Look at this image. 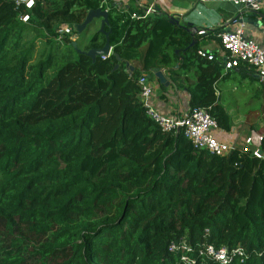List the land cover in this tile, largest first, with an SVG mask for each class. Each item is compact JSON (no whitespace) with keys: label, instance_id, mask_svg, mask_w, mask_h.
Wrapping results in <instances>:
<instances>
[{"label":"trees","instance_id":"obj_1","mask_svg":"<svg viewBox=\"0 0 264 264\" xmlns=\"http://www.w3.org/2000/svg\"><path fill=\"white\" fill-rule=\"evenodd\" d=\"M96 8L107 10L112 52L93 61L85 52L105 43L100 19L70 36ZM132 13L142 10L111 0H0V264H180L168 251L180 239L240 245L247 257L230 264H264V159L197 150L139 98L140 75L180 61L194 79L190 108L229 131L199 68L218 64L168 18ZM62 24L72 32L59 39Z\"/></svg>","mask_w":264,"mask_h":264},{"label":"crops","instance_id":"obj_2","mask_svg":"<svg viewBox=\"0 0 264 264\" xmlns=\"http://www.w3.org/2000/svg\"><path fill=\"white\" fill-rule=\"evenodd\" d=\"M111 2L117 10L138 8L143 12L145 8L152 6L154 11L150 15L168 18L188 35L191 41L188 47L196 44L197 50L202 49L214 56L213 60L218 64V70L214 68L212 63L199 64V68L212 75L211 85L214 102L221 104L232 120V127L229 131L220 128L214 131V136L218 140L233 144L237 149L241 150L245 147V138L252 137L255 140L257 135H261L259 128L255 130V127L252 128L251 125L246 123V119L250 117L257 118L258 112H252L253 115L239 114L236 116V107H231L230 105L233 103L237 105L243 96L254 97L258 93V96L264 97V83L258 79L253 70L248 69L245 65L233 70H225L223 66L224 56L217 36L218 33L231 28L229 23L231 19L236 17L241 18V20L248 18L249 12L245 11L243 6L234 4L233 0H111ZM258 11L264 16V0H261ZM99 19L101 20V18ZM258 21L261 22L258 27L242 21L243 30L245 36L264 47V18H258ZM199 30H205L206 34L198 35L197 32ZM77 36L78 34L76 33L73 41ZM110 51H112V47ZM175 52L179 53V50H175ZM180 63L178 61L169 70L157 67L161 69L163 76L168 82L167 86L160 84L159 80L154 76L153 71L156 68L151 74L156 82V87L152 85L153 93L149 100L150 106L165 116H177L190 109L188 87L193 83L194 79L191 77L192 74H185L182 69L178 70ZM126 64L131 66V71H133L134 63L125 62V70L129 71V67ZM138 68H141L139 64ZM214 74H216V77ZM147 77L148 79L150 78L149 76ZM260 83L263 91L258 88ZM260 105H262V102ZM239 124V127L246 125L254 129L255 135H242L239 132Z\"/></svg>","mask_w":264,"mask_h":264},{"label":"built area","instance_id":"obj_3","mask_svg":"<svg viewBox=\"0 0 264 264\" xmlns=\"http://www.w3.org/2000/svg\"><path fill=\"white\" fill-rule=\"evenodd\" d=\"M14 1L17 5L23 3L27 8L33 5V0ZM260 2L261 0H233L234 4L241 5L243 8L247 7L252 11L259 10ZM153 11V7L149 6L139 15L132 13L131 18H145ZM21 20L27 21L28 15H22ZM229 23L231 25L230 29L217 34L224 56V69L233 70L240 65H245L248 69L254 71L260 81H264V47L245 36L241 18H233ZM56 32L57 38L60 39L64 35H69L72 31L68 25L62 24ZM197 34L205 35L206 31L199 30ZM70 38L73 40L74 35H71ZM110 54L111 51L106 55H101V58L105 59ZM196 54L207 60L214 59L211 53L202 49H198ZM137 84L139 85V98L146 114L163 132H178L181 130L183 136L191 143L193 148L205 150L216 156H223L237 149L235 145L220 141L214 136V131L218 129L217 123L206 108L193 107L177 116H165L150 106L149 100L153 88L148 81V77L140 75ZM262 138V135H257L255 140L252 137H247L244 139L245 147L238 150L249 153L253 157L264 159V151L261 149ZM168 251L179 252L180 264H230L234 260L242 262L247 257L245 250L240 245L216 247L212 243L205 242L198 246V244H190L185 239L171 241Z\"/></svg>","mask_w":264,"mask_h":264},{"label":"water","instance_id":"obj_4","mask_svg":"<svg viewBox=\"0 0 264 264\" xmlns=\"http://www.w3.org/2000/svg\"><path fill=\"white\" fill-rule=\"evenodd\" d=\"M244 10L249 12V15H248V18H243L242 21L248 22L249 24H253L254 26L258 27L261 23L258 21V18L262 19L264 18V16L261 15L259 11H252L247 7H244ZM107 16H108L107 10H104L102 8L91 9L87 11L84 20L80 24L75 25L74 27V30L76 31V33L79 34L86 27V25L92 21V19L101 18L99 31L105 34V37H106L105 43L101 48H91L85 52V54L88 55L93 61L96 59L97 56L108 54L111 49V46L109 44V37H108V34L110 31H107V32L104 31V26L108 23ZM113 55L116 57L118 61L120 60V57L117 54L113 53ZM126 65L129 67L128 73L130 74L132 67L129 66L128 64ZM116 67L117 65H115V68ZM153 74L159 80L160 84H164L165 86L168 85V82L163 76L161 69L156 68L153 71Z\"/></svg>","mask_w":264,"mask_h":264},{"label":"rangeland","instance_id":"obj_5","mask_svg":"<svg viewBox=\"0 0 264 264\" xmlns=\"http://www.w3.org/2000/svg\"><path fill=\"white\" fill-rule=\"evenodd\" d=\"M149 77L150 78L148 79V81L150 84L152 83L151 86L153 85L156 87V82L154 80V77L152 75H149ZM238 92H240V90H238ZM261 101H262V105H260ZM228 103H230V101H228ZM230 106L236 107V110H235L236 116H238L239 114L253 115L252 112H254V113L258 112L257 118L250 117V118L246 119V123L249 125L257 126V128L260 129V133L262 135L264 134V97L258 96V93L254 97L253 96H251V97L243 96V97H241V99L237 105L233 103ZM239 126H240V124L238 125V127ZM239 128H240L239 132L242 135L249 134V135L253 136L256 133V132H254L256 129L255 130L251 129L246 125L239 127Z\"/></svg>","mask_w":264,"mask_h":264},{"label":"clouds","instance_id":"obj_6","mask_svg":"<svg viewBox=\"0 0 264 264\" xmlns=\"http://www.w3.org/2000/svg\"><path fill=\"white\" fill-rule=\"evenodd\" d=\"M112 52V51H111Z\"/></svg>","mask_w":264,"mask_h":264}]
</instances>
